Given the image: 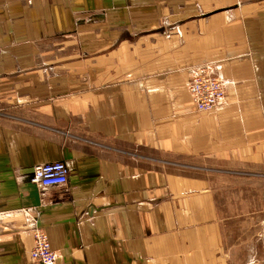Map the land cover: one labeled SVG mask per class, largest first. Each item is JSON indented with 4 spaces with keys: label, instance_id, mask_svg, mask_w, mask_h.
<instances>
[{
    "label": "crops",
    "instance_id": "obj_1",
    "mask_svg": "<svg viewBox=\"0 0 264 264\" xmlns=\"http://www.w3.org/2000/svg\"><path fill=\"white\" fill-rule=\"evenodd\" d=\"M36 227L55 264H264V0H0V264Z\"/></svg>",
    "mask_w": 264,
    "mask_h": 264
},
{
    "label": "built area",
    "instance_id": "obj_2",
    "mask_svg": "<svg viewBox=\"0 0 264 264\" xmlns=\"http://www.w3.org/2000/svg\"><path fill=\"white\" fill-rule=\"evenodd\" d=\"M188 89L195 108L200 112L214 111L224 103L226 96L224 83L208 65L193 70ZM69 175L64 162L46 163L33 169L31 182L41 189L62 187L68 183ZM33 239L32 261L38 264H55L58 255L52 250L47 233L36 227Z\"/></svg>",
    "mask_w": 264,
    "mask_h": 264
}]
</instances>
